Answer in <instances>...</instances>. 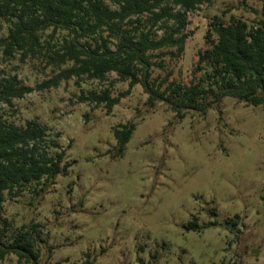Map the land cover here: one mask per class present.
Wrapping results in <instances>:
<instances>
[{
    "label": "rangeland",
    "instance_id": "374dc122",
    "mask_svg": "<svg viewBox=\"0 0 264 264\" xmlns=\"http://www.w3.org/2000/svg\"><path fill=\"white\" fill-rule=\"evenodd\" d=\"M262 14L261 0L200 6L189 16L184 59L166 60L167 70L154 69L153 76L172 72L170 81H198L203 73L193 70L214 18L251 24ZM7 34L0 20V38ZM0 70L35 88L4 107L8 121L39 122L60 144L49 154L65 150L70 165L45 194L27 192L5 203L11 229L42 226L39 264H264L263 106L225 98L206 115L180 120L167 104L150 107L143 88L119 82L116 73L105 82L73 77L39 91L60 70L37 59L21 62L19 55L0 59ZM106 89L112 97L130 94L111 112L81 101ZM132 122L136 130L123 155L113 157L114 129ZM195 220L198 227L189 229ZM0 264L26 263L11 255Z\"/></svg>",
    "mask_w": 264,
    "mask_h": 264
},
{
    "label": "trees",
    "instance_id": "16d2710c",
    "mask_svg": "<svg viewBox=\"0 0 264 264\" xmlns=\"http://www.w3.org/2000/svg\"><path fill=\"white\" fill-rule=\"evenodd\" d=\"M212 2L0 0V20L8 25L7 36L0 38V59L5 63L19 55L21 62L37 59L46 68L60 70L39 85V91L73 77L105 82L108 74L116 73L119 82H128L131 88L140 85L150 107L167 104L180 120L190 113L206 115L225 98L264 107V0L258 22L233 19L225 24L214 18L206 36L208 48L198 53L193 70L194 76L203 73L198 81H170L172 72L153 76L154 69L167 70L166 60L179 63L184 59L191 36L186 32L189 16ZM69 63L72 66L63 69ZM34 90L17 75L0 70V261L14 255L20 263L39 264L46 245L42 226L11 229L5 203L27 192L45 194L70 167L64 162L65 150L49 154V149H60V144L48 138L39 122L16 126L6 118L4 107L13 108L15 100ZM129 94L112 97L106 89L81 101L103 105L111 112ZM135 130V122L114 129L117 152L113 157L123 155ZM196 227L195 220L189 229Z\"/></svg>",
    "mask_w": 264,
    "mask_h": 264
}]
</instances>
